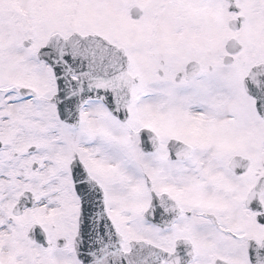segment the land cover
I'll use <instances>...</instances> for the list:
<instances>
[{
  "label": "snow or ice",
  "instance_id": "6c2138e0",
  "mask_svg": "<svg viewBox=\"0 0 264 264\" xmlns=\"http://www.w3.org/2000/svg\"><path fill=\"white\" fill-rule=\"evenodd\" d=\"M0 264H264V0H0Z\"/></svg>",
  "mask_w": 264,
  "mask_h": 264
}]
</instances>
